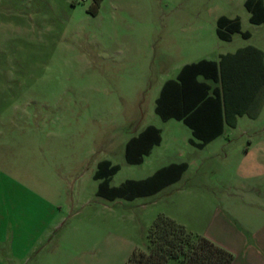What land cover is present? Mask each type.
Segmentation results:
<instances>
[{
    "label": "rangeland",
    "instance_id": "rangeland-1",
    "mask_svg": "<svg viewBox=\"0 0 264 264\" xmlns=\"http://www.w3.org/2000/svg\"><path fill=\"white\" fill-rule=\"evenodd\" d=\"M244 2L0 0V132L7 139L0 151L4 169L19 171L36 191L43 187L54 204L50 264H79L86 250L107 247L113 250L107 264H124L159 214L183 216L176 190L192 184L210 186L227 229L253 242L264 224V176L244 177L239 166L264 152V112L238 117L236 127L203 149L189 144L181 121L155 112L161 85L184 62L246 45L264 51V22L251 23ZM221 15L239 17L250 37L221 40ZM149 124L161 129L160 145L142 163H127V139ZM102 159L120 166L113 186L145 178L171 160L202 167L155 194L111 201L96 195L92 177ZM208 213L196 207L193 216ZM258 243L264 247V240Z\"/></svg>",
    "mask_w": 264,
    "mask_h": 264
},
{
    "label": "crops",
    "instance_id": "crops-1",
    "mask_svg": "<svg viewBox=\"0 0 264 264\" xmlns=\"http://www.w3.org/2000/svg\"><path fill=\"white\" fill-rule=\"evenodd\" d=\"M231 38L229 40H231ZM249 46L260 49L263 52L264 64V51L257 46L246 45L239 47L234 51L220 52L217 54L216 58L202 56L195 60L184 62L180 66L176 76L166 79L161 85L158 96L155 99V107L157 99L160 97L163 88L170 82L171 112L180 114L186 112L192 124H187L183 119L176 117L163 119L156 112V110L155 112L164 121L175 119L177 121H181L185 126H187L191 134L187 140L189 144L193 145L194 147L203 149L208 144L223 136L227 128L236 127L238 117L248 116L251 119L258 118L264 112V101L257 116L250 117L247 114H236L233 118L231 117V110L227 112L229 116L225 111L224 100L222 96V85L219 78H212V76L207 77L203 73L194 75L195 73L192 72V75L191 73L187 72L183 74V78L181 77L180 79V76H182V71L190 64L198 63L200 61H214L217 63L220 61L222 56L234 54L239 49ZM253 53L255 56L257 55V53L253 52V50L250 51V54ZM245 56H239L234 64H237L239 67H237V70L242 72L244 76L249 75L251 79V76L253 75L251 81L248 77V81L250 89L253 88L255 93L257 91L256 89L260 88L264 84V71L260 68V63L258 65V70H256L257 60L252 61L251 57ZM231 66L232 65H227V63H225L227 70ZM246 79L244 80L246 81ZM192 85L198 88L197 92L191 91ZM203 96L204 98H211V101L202 105L200 109L193 110L191 105H193L199 97ZM252 96L253 94L251 97ZM249 102L252 104L251 99ZM232 122L233 124H231ZM150 126L160 130L158 140H154L146 154H141L139 147H134L128 160L126 158L127 143L131 138L137 137L143 130ZM1 134L2 133L0 132V146L3 144L4 140H7ZM161 141L162 131L159 127L152 124L145 126L142 130L131 135L127 139L124 150L126 162L129 164L142 163L144 158L150 155L153 148L160 145ZM139 155H141V158L140 161L137 162ZM245 155H248V151H246ZM181 156L182 155L180 154L179 157ZM102 160H109L111 164H115L110 159ZM102 160H99L96 163L95 170L92 174L93 179L98 181L96 195L113 201L115 199H109L97 194L98 186L102 181V178H94V173L98 169V163ZM191 167L200 170L202 166L197 164L194 160L189 162L182 159L171 160L156 167L155 170L145 178L126 179L125 181L147 180L157 175L160 170L163 169L180 168L182 170L178 178L175 180H170L166 184L154 190V192H151V194H155L169 185L180 181ZM239 169L244 177L253 179L262 178L264 176V152L257 154V156L249 163H241ZM19 174L20 172L17 170L4 169L3 153L0 151V264H50L51 252L48 248L50 244V226L52 223V218H54V214L57 212L55 211L54 204H52L50 201L48 194H45V189L43 187H39L40 189L36 191L34 183H29V180H27V182L21 181L18 178ZM112 176L110 177L108 184L109 186L113 187V185H110ZM218 182L220 183L219 186L222 185V187L227 189V185L226 183L222 182V179H219ZM230 187L237 188L238 186L230 185ZM176 192L177 197L181 198V200H184V202L181 203V207L185 208V212L183 213V216H171L172 219L182 224L188 231L194 234L204 235L214 241L216 244L230 250L234 254V259L231 264H264V247H260L258 243L259 240H264V224L254 232L253 242H251V240L245 238L238 230L229 231L227 229L226 221L229 219L226 216L225 210H221L218 206H215V201H217L219 197L213 198L212 196V200L209 199L211 196L209 195V193H211L210 186L205 184L202 186L192 184L190 186H181L177 188ZM125 199L131 200L129 198ZM196 207H201L203 209L206 208L207 212H209V215L202 216L201 218L194 217L193 211ZM203 221L204 223L208 221V224H205L207 226L203 225ZM143 227H147V224H145ZM53 255L57 258L60 256L56 252H53ZM112 255L113 250L108 247L103 249L94 248L91 250H86L79 257V264H107L109 260H112ZM57 260L59 261V259Z\"/></svg>",
    "mask_w": 264,
    "mask_h": 264
},
{
    "label": "trees",
    "instance_id": "trees-1",
    "mask_svg": "<svg viewBox=\"0 0 264 264\" xmlns=\"http://www.w3.org/2000/svg\"><path fill=\"white\" fill-rule=\"evenodd\" d=\"M94 1L97 4L100 2V0ZM244 5L250 13V22L255 24L264 22L263 0H245ZM236 32L241 33L243 37H249L248 31L241 30L239 17L230 18L221 15L217 18L216 33L220 39L229 40L231 35ZM252 50L257 53L256 56L254 53L250 54ZM239 56L251 57L252 61L257 60L256 70H258L260 63V68L264 71L263 52L260 49L249 46L239 49L234 54L222 56L217 63L214 61H200L190 64L184 68L180 79L187 72L191 74L193 72L195 73L194 75L203 73L207 77L219 78L222 85V96L226 113L231 110V117L233 118L236 114H247L250 117H255L264 101V84L256 89L255 93L253 88L250 89L249 75L244 76L242 72L237 70V64H234ZM225 63L232 66L227 70ZM252 78L253 75L251 79L249 77V80L251 81ZM191 91L197 92L198 88L192 85ZM252 94L253 96L251 97ZM250 99L252 104L249 102ZM210 101L211 98L209 97H199L191 105V108L193 110L200 109L202 105ZM155 110L163 119L176 117L183 119L187 124H192L186 112L181 114L171 112L170 82L163 88L160 97L157 99ZM159 134V129L150 126L137 137L131 138L127 143L126 158L129 160L134 147H139L141 154H146L154 140H158ZM140 158L141 155L137 158V162L140 161ZM118 169L119 165L111 164L109 160H102L98 163V169L94 173V178H102L97 190L98 195L109 199H131L143 194H151V192H154V190L170 180L178 178L182 171L180 168L163 169L147 180H127L118 186H109L110 177ZM170 258H180L181 264H231L234 254L208 237L188 231L182 224L171 217L159 214L148 228L145 244L142 247H135L124 264H167Z\"/></svg>",
    "mask_w": 264,
    "mask_h": 264
}]
</instances>
